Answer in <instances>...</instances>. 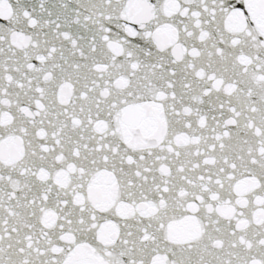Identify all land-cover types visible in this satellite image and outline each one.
<instances>
[{
    "label": "snow or ice",
    "instance_id": "snow-or-ice-1",
    "mask_svg": "<svg viewBox=\"0 0 264 264\" xmlns=\"http://www.w3.org/2000/svg\"><path fill=\"white\" fill-rule=\"evenodd\" d=\"M0 264H264V0H0Z\"/></svg>",
    "mask_w": 264,
    "mask_h": 264
}]
</instances>
